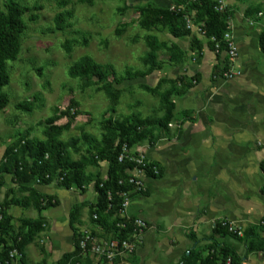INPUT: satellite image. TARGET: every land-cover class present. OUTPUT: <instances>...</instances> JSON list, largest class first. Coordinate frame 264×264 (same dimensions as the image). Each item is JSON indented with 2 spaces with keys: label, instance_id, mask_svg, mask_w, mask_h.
Listing matches in <instances>:
<instances>
[{
  "label": "rangeland",
  "instance_id": "1",
  "mask_svg": "<svg viewBox=\"0 0 264 264\" xmlns=\"http://www.w3.org/2000/svg\"><path fill=\"white\" fill-rule=\"evenodd\" d=\"M17 1L30 6L38 4L41 8L35 10L37 19L34 21L27 19L28 14L24 15L27 27L21 36L20 51L14 60L7 62L10 81L3 87V91L8 95L9 101L6 107L0 110V158L6 146L17 140L19 133L27 131V138L41 139L43 137V125L41 122L46 117L58 114L59 110H64L71 99L76 102V107L73 110L76 109L77 114L70 128L62 133L61 138L63 140L70 137H78L80 132L89 133L99 139L102 133L100 121L104 116H113L116 119L132 113H136L140 117L160 116L163 114L165 106L160 100L159 93H151L141 85L153 87L156 83H160L158 87L160 93L171 86L170 81H176L177 87H181L178 84L180 83L178 82L180 78H183L184 82L189 80L187 72L182 73L183 68L188 71L189 64L198 60L197 56H191V54H196L198 51L194 52L191 50L189 37L173 38L169 34L167 27L163 26L153 27L151 31L139 26V7H144L147 3L165 7L173 5L175 0H67L65 7H60L57 4L58 0ZM3 3L4 0H0V7L2 8ZM228 3L234 12L233 17L236 20L239 19L240 25L247 28V34L253 37L250 39L249 53H254V55L262 53L258 48L257 35L254 36L252 32L257 34L262 29L264 18L260 13H257L258 17H262L260 19L257 18L259 22L253 18H246L247 16H244L243 11L249 5L261 7L264 0H229ZM62 8L71 11L69 19L71 24L63 31L51 30L53 17ZM262 15L264 16V12ZM147 33L154 35L157 42L161 45L158 57L164 63L163 67L147 77L125 80L120 84H114L113 89L118 90L119 95L116 104H114L115 111L113 113L107 109L108 106L112 105V101L103 88L100 87V84L86 85L84 80L72 78L67 74L69 65L84 54L90 55L100 64H110L113 68V75L116 77L120 76L127 67L132 69L145 68L142 56L148 50L145 42ZM83 38L86 40L85 44L82 43ZM66 39L78 41V43H73L70 52H67L62 46ZM171 47H175L176 51L182 53V56L171 57ZM112 77V74H110L109 80ZM32 97L36 98L31 111H23L16 107L18 102L31 99ZM175 98L176 95L173 94L170 100L173 101ZM177 112L175 108L172 111L175 117L179 114ZM65 122V117L57 120V123ZM173 123L175 124V122ZM141 144L146 146L148 142H142ZM137 151L139 152V150ZM71 154L74 159L79 158L78 154ZM243 160L247 162L245 159ZM167 168V166L163 167L162 179L148 178L147 181L149 183L168 181V176L166 177L165 174L169 172ZM88 170L93 171V173L99 171L103 176L105 174V165L102 163L100 167H89ZM171 174L174 176V171ZM258 177L260 181H264V176L259 170ZM255 178L256 176H253L251 180L254 182ZM3 179L4 182L0 187V201L20 198L30 193L31 184H13L9 175H3ZM179 179H176V181H182L181 183L184 186L192 183V178L189 179V177L181 176V180ZM226 182L232 184L233 179L230 178ZM32 185L37 190L56 195L59 199V205L38 211L31 205L22 207L15 203L9 204L7 209L9 213V228L4 234L0 235L6 244L11 245L18 239L19 227L23 218L43 219L42 229L24 247L23 259L25 264H55L62 253L67 252L68 228L66 227L63 231L60 230L64 221V218L60 220V213L68 208L70 200L72 202L77 200L86 201L79 205L78 208L76 207L78 211L76 219H79L81 212L84 213L86 219L84 220L85 224L81 228V234L83 236L87 234L91 239L95 236L92 243L90 242L85 248H82L80 264H132L131 260L136 248L139 246L138 241L132 243L133 248L129 252L132 257L127 254V256L123 255L120 260L116 256L112 258L105 256L107 249L110 248L109 241L117 237H111V235L101 231L98 227H94L95 224L93 225L88 221L87 202L95 200V193L92 190L91 183L85 187V193L84 190L80 191V189L75 187L67 190L70 196L65 193V189L58 187L57 179H54L50 185L42 187L35 183H32ZM178 193L180 192L178 191ZM164 194L166 193L163 192L162 195ZM216 196L217 193H215L214 197ZM212 199L215 200L217 198ZM176 204L172 205L171 203V205L165 206V208L171 206L168 210V215H161L159 212L161 209L158 206L153 208L152 211L155 215H158L152 221L160 224V228L158 230H152L151 228L149 233L153 239L152 243H144L140 247L141 249L139 248L140 250L137 251L139 256L145 253V256H147V259L140 264H158L157 261H159V264H171L172 254L169 251L172 246L170 240L180 232L177 226L170 224L171 222L176 224L175 217L179 218L181 216L179 211L178 214H174V206ZM163 209L161 212L164 211ZM54 218L56 219L54 220ZM229 220L232 221L233 219L229 218ZM241 229L243 230L244 228ZM92 230L96 234H90ZM202 230L204 234L208 231L206 228ZM200 233L198 236L201 237L202 234ZM104 241L107 244H104ZM224 241L234 247L240 256L245 255L244 244L239 239L225 237ZM157 243H159V247ZM93 244L101 246V249H104V255L98 251H93L91 247ZM153 246L156 249H152ZM1 248L2 244H0V250ZM202 248L206 252L207 244H203ZM13 254L15 255L14 264H21L20 255L14 251ZM172 264L177 263L173 261ZM240 264L242 263L240 262ZM243 264H264V254L254 252L251 254L250 262L244 261Z\"/></svg>",
  "mask_w": 264,
  "mask_h": 264
},
{
  "label": "trees",
  "instance_id": "2",
  "mask_svg": "<svg viewBox=\"0 0 264 264\" xmlns=\"http://www.w3.org/2000/svg\"><path fill=\"white\" fill-rule=\"evenodd\" d=\"M224 2L225 7L222 10L217 9L218 0H175L174 9H170L172 4L162 7L147 3L144 7H139V26L148 31H151L153 27H167L173 38L189 37L191 50L198 51L199 55L204 48L213 52L218 60L221 59L213 65L211 78L215 80L221 78L222 71L227 70L232 63L226 54L227 42L224 39V34L231 30L230 21L233 19L234 12L225 0ZM57 4L60 7H65L67 0H58ZM39 8L41 6L38 4L30 6L17 0H4L3 8L0 7V110L4 109L9 101L8 95L3 91V87L10 81L7 62L14 60L20 51L21 36L27 27L24 15L28 14L27 19L34 21L37 19L35 10H39ZM259 8L260 6L249 5L243 11L244 16L254 20L260 18L257 13H260L261 16L263 13ZM70 17V10L66 8L59 10L53 17L51 30L63 31L71 24ZM186 17H189L192 24L198 26L203 33L200 34L199 31L192 29V25V28H188ZM211 38H214V41ZM145 42L148 48L142 56L145 68L127 67L120 76L116 77L113 75V68L110 64H100L90 55L84 54L69 65L67 74L72 78L84 80L86 85L100 84L112 101V105L107 109L113 113L115 111L114 104H116L119 95V91L113 89L114 84H120L125 80L144 78L163 67L164 63L158 57L161 45L154 35L147 33ZM73 43H78V41L66 39L62 46L67 52H70ZM82 43H86L85 38ZM216 43L218 49H215ZM257 44L260 52L264 53V28L258 32ZM236 51L235 59L238 55V50ZM170 52L171 57L182 56V53L176 51L175 47H171ZM110 74L113 77L109 80ZM196 75L189 77L187 82L180 78L178 84L181 87H177L176 81H170L171 86L161 93L158 91L160 83H156L153 87L142 84L141 86L145 90L159 93L160 100L165 106L163 114L154 117H140L136 113H132L120 119L104 116L100 121L102 133L99 139L86 132H80L78 137H70L65 140L61 138L62 133L70 128L77 114L76 109L73 110L76 107V102L73 99L64 110H59L58 114L46 117L41 122L43 125L41 139L27 138V131L19 133L17 140L6 146L0 158V187L4 182L3 175H9L13 184H31L30 193L20 198L0 201V235L9 228V213L7 211L9 204L15 203L22 207L31 205L38 211L58 206L59 199L56 195L37 190L32 185L35 183L42 187L50 185L54 179H57L58 187L65 190L75 187L80 191L84 190V193L85 187L91 183L95 193L94 202H87V212L91 224H95L94 227H98L106 234L118 237L120 240L130 239L133 232L131 222L134 217L121 218L119 207L123 201V194H127L130 199L139 192L134 190L132 183L129 182L136 166L128 159L129 154L133 153L131 149L142 142L153 144L158 140L161 129L165 132L168 131L169 124L177 118L172 113L174 103L170 97L173 94H183L188 88L195 85ZM35 98L20 101L16 107L23 111H31ZM179 114L184 115L186 111H180ZM63 117L66 118V122L57 123V120ZM124 146L128 153H125L126 156L122 161H119L118 156L123 152ZM71 153L78 154L79 158L74 159ZM102 163L105 165L103 176L99 171L93 173L88 170L89 167L98 168ZM140 168H143L149 177L158 178L161 176L159 164L148 158L144 159V164H141ZM153 168L157 169L156 173ZM260 169L264 172V162L260 163ZM77 208L76 206L72 207L68 215L69 227L73 230V248L71 251L62 253L55 264L81 263L80 242L84 236L77 227L73 226L78 214ZM122 222L125 227L120 226ZM228 223L226 220L215 221L209 234L202 238L208 242L205 255L198 245L200 239L198 240L192 232L187 234L194 244L183 252L178 264H226L227 258H229V264H240L241 256L234 247L224 241L225 237L239 239L244 244L247 253L255 251L264 254V215L257 226L244 227L241 236L230 231ZM43 224L42 218H23L19 227L18 239L11 245L4 243L0 236V244H2L0 264H14L15 255L12 253L14 250L20 255V263L25 264L24 247L33 240L35 234L42 229ZM93 233L96 234L92 230L90 234ZM88 244L89 240L86 241V246Z\"/></svg>",
  "mask_w": 264,
  "mask_h": 264
},
{
  "label": "crops",
  "instance_id": "3",
  "mask_svg": "<svg viewBox=\"0 0 264 264\" xmlns=\"http://www.w3.org/2000/svg\"><path fill=\"white\" fill-rule=\"evenodd\" d=\"M225 1L229 4V0ZM263 5L264 3L259 8L262 13ZM262 17L264 18L263 15ZM259 19L256 20L259 22ZM237 20L235 17L231 19L230 32L238 50L234 66L240 74L229 80H214L211 78L213 65L221 59L218 60L213 52L204 50L205 48L201 57L197 53L191 54L193 57L197 56L198 60L189 64L188 71L183 68L185 71L182 70V73L187 72L188 77L197 74V82L183 94L176 95L172 101L177 113L186 111V114H177L175 124L171 122L167 132L161 129L158 140L153 144H140L133 149L142 151L149 160L158 163L161 176H144L145 189L129 199L126 217H138L146 223V227L138 235L130 238L133 243H139L131 260L132 264H140L147 259L146 253L139 256L137 251L144 243H152L150 229L160 228V224L152 221L158 215L152 211L154 207L158 206L161 210L164 208V211H159L160 214L168 215L171 206H165L177 203L174 214L181 212L179 218L175 217L176 224L170 223L180 229L179 234L170 240L171 264L173 261L178 264L183 252L194 244L187 236L190 232L200 239L198 245L205 255L207 250L204 252L202 246L208 242L202 238L209 234L215 221L239 223L236 225L241 227L235 226L244 228L249 225L257 226L264 215V181H260L258 177V170L264 176L260 169V163L264 162V53H249L250 39L253 37L247 34V28ZM252 33L254 36L258 35ZM165 166L169 170L165 173L168 181H147L148 178L162 179ZM181 176L192 178V183L184 186L182 181H176L178 178L181 180ZM253 176H256L254 182L251 180ZM230 178L233 179L232 184L226 182ZM163 192L166 194L162 195ZM65 193L69 195V191L66 190ZM84 202L86 201L70 200L68 208L63 214L60 213V220L64 218L60 230L67 227L69 234L67 242L64 239L68 246L66 251L73 248V230L69 227L68 215L72 207H78ZM84 216L81 212L79 219L73 222V226L79 231L85 224ZM203 228L208 230L205 234ZM199 233L202 234L201 237L198 236ZM157 246L159 247V243ZM152 249L156 248L153 246ZM254 252L247 253L245 249L240 262H250Z\"/></svg>",
  "mask_w": 264,
  "mask_h": 264
},
{
  "label": "built area",
  "instance_id": "4",
  "mask_svg": "<svg viewBox=\"0 0 264 264\" xmlns=\"http://www.w3.org/2000/svg\"><path fill=\"white\" fill-rule=\"evenodd\" d=\"M191 1H195V0H191ZM225 7V3L223 0H218V5H217V9L218 10H222ZM170 9H174V5L170 6ZM192 25V27H191ZM186 26L188 28H192L195 29L196 31H199L200 34L203 33V31L198 27V26H194L192 24V21L189 17H186ZM224 39L227 42V50H226V54L229 57V60L232 61V63L229 65V68L227 70L222 71L220 77L224 78V79H232L234 77H236L237 75L240 74V71L238 69L235 68L234 66V59L235 56L237 54V48L233 39V36L231 34V32H225L224 34ZM211 40L214 41V38H211ZM215 49H218V44H215ZM123 152L118 156V160L122 161L123 158L126 156L125 153H128V150L126 149V147L124 146L122 148ZM145 155L142 153V151L137 152V153H130L128 159L132 162H134L136 164L132 177L129 179V182L132 183L133 185V189L134 190H144L145 189V184L143 181V177L146 176L145 170L143 168H140L141 164H144V159H145ZM153 171L156 173L157 169L153 168ZM129 205V197L127 194H123V201L120 204L119 207V216L121 218L125 217V218H129L126 217L125 212L126 209ZM225 224V223H223ZM121 227H125L124 222H122V224L120 225ZM131 226H133V233L131 235V238L136 235H138V233H140L145 227H146V223L143 219L138 218V217H134L132 222H131ZM228 229L230 231L236 232L238 235H242V229L238 228L235 226L234 223H228ZM113 237V236H111ZM93 239L95 237H92ZM114 238V237H113ZM93 239H91V237L89 235H85L84 239L81 240L80 242V247L81 248H85L86 247V241L89 240V243L93 242ZM110 243V248L107 249L105 256H108L109 258L112 257H117V258H123V255L126 256L127 253H129L131 251V249L133 248V242L131 239H122L120 240L118 237L116 239H111L109 241ZM104 244H107L104 241ZM93 251H98L100 254L104 255V249H101V246L97 245V244H93L92 246ZM103 248V247H102ZM14 252H16L14 250ZM13 253V252H12ZM17 253V252H16ZM120 259V260H121ZM226 264H229V258H227L226 260Z\"/></svg>",
  "mask_w": 264,
  "mask_h": 264
},
{
  "label": "clouds",
  "instance_id": "5",
  "mask_svg": "<svg viewBox=\"0 0 264 264\" xmlns=\"http://www.w3.org/2000/svg\"><path fill=\"white\" fill-rule=\"evenodd\" d=\"M133 152H134V151H133ZM135 152H138V151H135ZM135 152H134V153H135ZM145 157H146V156H145ZM146 158H147V157H146ZM242 232H243V230H242ZM239 236H241V235H239Z\"/></svg>",
  "mask_w": 264,
  "mask_h": 264
}]
</instances>
